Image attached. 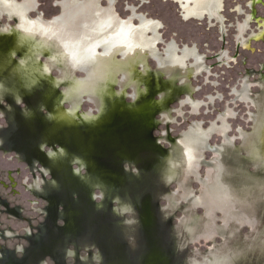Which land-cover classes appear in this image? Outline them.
I'll return each mask as SVG.
<instances>
[{
  "label": "water",
  "instance_id": "water-1",
  "mask_svg": "<svg viewBox=\"0 0 264 264\" xmlns=\"http://www.w3.org/2000/svg\"><path fill=\"white\" fill-rule=\"evenodd\" d=\"M61 264H264V123L87 29Z\"/></svg>",
  "mask_w": 264,
  "mask_h": 264
},
{
  "label": "rangeland",
  "instance_id": "rangeland-1",
  "mask_svg": "<svg viewBox=\"0 0 264 264\" xmlns=\"http://www.w3.org/2000/svg\"><path fill=\"white\" fill-rule=\"evenodd\" d=\"M223 1L0 0V37L26 42L11 61L37 75L0 81V264H61L77 124L52 112L77 121L87 29L145 21L144 59L264 123V0Z\"/></svg>",
  "mask_w": 264,
  "mask_h": 264
},
{
  "label": "bare ground",
  "instance_id": "bare-ground-1",
  "mask_svg": "<svg viewBox=\"0 0 264 264\" xmlns=\"http://www.w3.org/2000/svg\"><path fill=\"white\" fill-rule=\"evenodd\" d=\"M103 34H104V32L102 30L100 32V35H102L104 37ZM105 38H107L108 40H110V41H112L118 45H120L121 47L131 51L132 53H134V54H136L142 58H144L145 53H147V50L145 51V47L148 45L142 44L138 40L133 39L132 36L129 34V29L124 28L123 26L117 27L112 32V34L105 36ZM25 43H26L25 40H21L20 43L17 44L14 40V36L6 35V36L0 37V65H1L0 66V79L2 82H5V83L7 82L8 84H12V85L14 84L15 85L16 81H19L21 83H25L27 81L29 83V82L37 80V78H36L37 75L33 74V75H30L29 77H26L25 76L26 74H23V71H21L20 69H17L15 67V65L12 63V61H10V58H12V55H14L15 53H17L18 51H20L24 48ZM149 46H151V45H149ZM148 49H149V47H148ZM146 57H145V60H146ZM34 73L36 74V72H34ZM81 82L82 81H77V80L70 82L69 87L71 88L72 92H80L81 91ZM17 84H18V82H17ZM53 106H54V109H53L52 115L55 117V121H56L57 125L67 124V126H68V124H70V125L71 124H73V125L77 124V121L75 119L76 118L75 113L73 111H69V110L65 109L64 106L61 104L60 99H57L56 101H54ZM49 118H52V117H49ZM51 131H53V130H51ZM54 134H53V136H54ZM51 158H53V157H51Z\"/></svg>",
  "mask_w": 264,
  "mask_h": 264
},
{
  "label": "flooded vegetation",
  "instance_id": "flooded-vegetation-1",
  "mask_svg": "<svg viewBox=\"0 0 264 264\" xmlns=\"http://www.w3.org/2000/svg\"><path fill=\"white\" fill-rule=\"evenodd\" d=\"M225 1V0H224ZM224 1H223V4H222V9H221V11L220 12H223V11H225V8H224ZM234 7H236V6H234ZM234 7H232V9L231 10H229L230 12H235L236 13V8H234ZM219 20V19H218ZM226 20H228L227 18H224V21H226ZM142 23H141V26L139 25V26H136V25H134L133 23H131V24H127L126 25V28L127 29H134V30H137V31H139V33H142L143 32V29L144 28H146V26H147V24L145 23V21H141ZM219 21H217V23H218ZM220 23V22H219ZM223 23V22H222ZM145 25V26H144ZM130 32V31H129ZM133 39H136V38H134V37H132ZM137 40V39H136ZM139 41V40H138ZM140 42V41H139ZM140 43H142V42H140ZM142 44H144V43H142ZM10 61H11V58H10ZM1 66V65H0ZM0 81H1V79H0ZM65 109H67V108H65ZM53 155V154H52Z\"/></svg>",
  "mask_w": 264,
  "mask_h": 264
}]
</instances>
